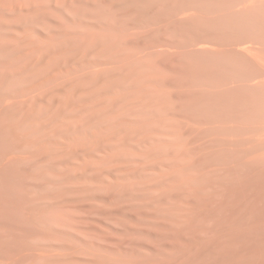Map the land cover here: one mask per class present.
Here are the masks:
<instances>
[{
	"label": "bare ground",
	"instance_id": "obj_1",
	"mask_svg": "<svg viewBox=\"0 0 264 264\" xmlns=\"http://www.w3.org/2000/svg\"><path fill=\"white\" fill-rule=\"evenodd\" d=\"M0 264H264V0H0Z\"/></svg>",
	"mask_w": 264,
	"mask_h": 264
}]
</instances>
